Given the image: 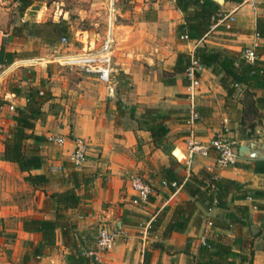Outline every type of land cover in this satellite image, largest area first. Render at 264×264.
Here are the masks:
<instances>
[{
    "label": "crops",
    "instance_id": "1",
    "mask_svg": "<svg viewBox=\"0 0 264 264\" xmlns=\"http://www.w3.org/2000/svg\"><path fill=\"white\" fill-rule=\"evenodd\" d=\"M241 3L242 0H227L221 10H232ZM122 6L119 10L121 18L113 29L115 45L112 46V54L115 56L114 69L129 75L128 90L122 89V83L117 78H113L112 84H107L96 73H88L83 79L60 75L52 70L56 66L52 67L51 64L57 63L53 58L24 66L18 73L22 80L16 89H20V92H16L15 87L0 85V102H3L0 105V264H44L45 261L46 264H67L66 256L71 252L72 245L64 241L61 229L57 231V246L45 247L42 260L37 262L38 256H34V250L42 241V233L26 231L23 221L26 218H55L57 204L50 195L73 184L66 179L59 181L49 170L51 167L55 172L56 167L63 166L52 164L59 157L72 164L70 154L75 137H84L89 142L83 170L90 180L82 182L77 188L80 204L68 210L76 224L73 239L78 246L88 249L92 244L90 235L104 226H117L126 232V236H121L111 251L102 253L90 264H143L147 249L153 252L151 264H162L160 259H163V264H188V253H198L194 245L196 242L193 240L191 243V239L198 237V242H201L204 224L212 232L234 235L231 229L206 224L207 203L198 204L184 233L174 232L167 238L157 234L149 239L138 234L142 229H139L135 218L151 216V221L166 206L193 199L185 191L184 183L192 173L204 168L242 185L241 191H233L230 202L244 203L250 207L248 226L244 228L250 242L249 247L244 248V253L250 257L253 249L254 263L264 264V159L240 156L236 166L219 169L217 152L211 149L209 156H198L190 170L185 161L178 160V156L182 158L187 153L189 127L186 118L190 100L186 72L175 73L174 67L180 53L189 54L196 47L194 41L177 39V26L184 22V13L175 0H123ZM263 12L261 6L257 7V11L247 4L240 6L234 29L221 27L212 30L200 45L207 43L211 47L225 49L238 58L244 44H264V39L256 33L257 19ZM17 68H12L9 73ZM200 77L197 103L201 119L196 126L199 139L210 142L226 121L234 129V134L240 137L238 125L241 118L232 121L228 107L231 98L227 97V91L220 82L221 76L211 68L204 67ZM166 79L174 81L166 82ZM30 85L50 90L54 96L44 105L47 113L45 118L36 121L35 133L44 136L46 141L53 131L69 137L62 146L50 142L60 147L58 158L43 149L42 143L45 141L40 143L44 165L41 169L33 170V173L50 176V183L45 187L33 186L25 180L27 173L21 171L18 163L3 159L5 140L16 124L14 115L17 108L27 106V87ZM256 93L261 96L264 90L258 89ZM52 104L57 106L55 112L50 111ZM245 106L244 100L238 101L236 108L240 116L244 115ZM130 108L135 109L134 116H131ZM147 108L158 109L160 114L167 117L169 131L162 147L154 144L147 128L139 126L137 119ZM257 119L250 114L243 125L247 129L249 121L250 126L254 127L258 125ZM256 167L261 170H256ZM63 170L68 172L66 168ZM134 173L141 174L152 185L153 194L149 201L135 202V192L130 184V175ZM170 175L178 176L181 181L178 187L164 183L170 179ZM240 192L247 193V198H237ZM223 210L214 206L211 216L221 214ZM202 211L205 212L203 220L197 218ZM217 219L220 220V216ZM153 242L163 244L167 249H150ZM26 255H29V259L24 263Z\"/></svg>",
    "mask_w": 264,
    "mask_h": 264
},
{
    "label": "trees",
    "instance_id": "2",
    "mask_svg": "<svg viewBox=\"0 0 264 264\" xmlns=\"http://www.w3.org/2000/svg\"><path fill=\"white\" fill-rule=\"evenodd\" d=\"M35 0H19V11L22 15ZM177 7L184 13V22L177 26L179 36L186 34L189 39L200 41L211 31L214 18L221 11V5L214 0H175ZM29 26L26 21L17 31H22ZM37 31H30V35L41 36L47 43L57 45L63 38L71 37L69 23L65 20L56 22L48 21L35 25ZM256 33L259 38L264 39V14L257 19ZM259 58L250 63L244 59H238L234 54L221 48L211 47L207 43L198 45L195 49V56L206 68L221 76L220 82L227 91V97L233 98L240 87L245 88L246 106L243 109L241 124H245L250 114L255 115L262 122L264 119V94L258 96L256 90H264V44L257 46ZM15 53L6 51L2 47L0 60L9 65L15 60ZM191 63L190 54L182 52L178 56L174 67L175 73L186 72ZM129 80V75L119 71L117 80L122 82ZM174 79H166V82H173ZM20 92V89H14ZM50 90H43L37 86L27 87L28 103L26 107L17 108L14 120L16 124L10 130L5 140L3 159L18 163L22 172H26L25 180L35 187H45L50 183V176L46 173H33V170L41 169L44 165V157L41 154L40 143L46 138L35 133L36 121L46 116L43 107L53 99ZM3 102H0L2 105ZM121 109V107H120ZM123 109V108H122ZM131 116H134L135 109H129ZM166 115L160 114L158 109L147 108L137 119L139 126L147 128L151 134L154 144L158 147L164 146L169 128L166 124ZM253 126V125H252ZM167 152H171L166 149ZM264 161V160H263ZM256 170H261L256 167ZM170 173V170H166ZM84 170L71 169L66 177L67 182L73 184L63 191L53 192L50 197L57 204L55 218L40 219L26 218L23 226L26 231L41 232L42 241L35 247L34 256L42 257L44 248L57 246V231L62 230L64 241L71 242V252L66 256L67 264H90L91 259L86 255L85 250L78 246L74 237L75 222L68 214V210L77 207L81 197L77 188L82 182H88L90 177ZM168 183L180 179L177 175H170ZM185 191L193 198L166 206L163 211L152 221L151 231H161L165 238L170 237L174 232L184 233L188 224L198 209V204L213 205L227 210V220L214 219V226L222 229H231L234 235H228L221 231H213L206 238V243L199 246L198 253L188 260V264H255L254 251L251 249L250 257L244 253V248L249 247V238L244 234V228L248 226L249 210L248 204H231L230 196L233 191H241L242 185L232 179L220 177L214 170L202 169L198 173H192L184 183ZM240 199L247 198V193L238 195ZM72 239L74 241H72ZM155 247H162L156 243ZM153 253L146 251L143 264H151ZM29 259L26 255L24 263Z\"/></svg>",
    "mask_w": 264,
    "mask_h": 264
},
{
    "label": "rangeland",
    "instance_id": "3",
    "mask_svg": "<svg viewBox=\"0 0 264 264\" xmlns=\"http://www.w3.org/2000/svg\"><path fill=\"white\" fill-rule=\"evenodd\" d=\"M112 0H35L34 3L26 9L24 15H22L19 11L20 2L19 0H0V30L6 34L3 36L2 43L3 47L6 51L14 52L16 57L15 61L21 59H29V58H43L44 62L47 59H54L56 55L62 53H77V52H90L99 50L103 47L107 41H110V28H111V11H112ZM123 0H114L113 5V29L115 24L118 22L120 17V9L123 7ZM224 4H221V8ZM257 6H261L264 8V0H258ZM257 11V10H256ZM264 13V12H263ZM65 20L69 23V27L71 29V37L67 39L69 42L66 44H62V42L57 45H51L47 43L41 36L30 35V31H37L36 24L45 23L48 21H62ZM26 21H29V26L25 27L22 31H17V27L22 26ZM235 26L232 27L234 29ZM111 49L112 46L115 45V35L112 32L111 38ZM178 41H182L179 33L177 32ZM62 41V40H61ZM94 44L93 49L90 50V45ZM244 44V49L246 46ZM112 62V71L113 78H117L119 71L114 69V61L115 56L113 55ZM242 52L239 54L238 59H241ZM36 62V63H37ZM53 63V62H52ZM54 67L52 70L54 72H59L60 75H67L70 78L74 79H83L86 78L89 72L85 70H71L67 67L59 66L57 63L51 64ZM25 65L18 66V68L13 72H8L4 78L0 79V85L6 86L7 88H18L20 81L22 80L21 74H18ZM58 66V67H57ZM7 68L6 66L3 68ZM12 71V70H10ZM113 83V82H112ZM122 83V89L128 90L130 88V80L125 79ZM246 98L245 89H239L237 91V95L230 99V103L228 104L229 112L232 117V121L236 119L240 120L242 116H240L237 112L238 101H242ZM246 100V99H245ZM57 110L56 104H52L50 106V111L55 112ZM47 113V112H46ZM238 130H240V137L242 138L245 135V125L239 123ZM234 130V129H233ZM57 132H51V134H55ZM239 137V136H238ZM239 137V138H240ZM49 141L42 143L44 145V150L53 153L58 156L61 154L60 147L56 144H50ZM53 165L62 164L64 168L67 169L68 172L64 170H60L59 168L55 170V172L50 167L49 172L54 175L56 179L59 181H63L66 179V174L73 168L72 164L68 163L63 158L59 157L55 161L52 162ZM85 167V166H84ZM164 209V208H163ZM160 211V213L163 211ZM159 213V214H160ZM202 214V216H200ZM205 212L202 211L199 213L197 218L203 220ZM220 216L221 221L227 220V211L223 210L221 214H216L215 216H211L213 220L217 219ZM150 217L145 218H135L138 221L139 229L144 230L145 225L149 222ZM207 227L204 224L203 233H206ZM98 233L91 234L90 239L92 240V244L89 246L93 247L95 241L97 240ZM212 233V231L210 232ZM138 234L144 235L143 232H138ZM157 234H161V231H151L149 239L151 236H155ZM199 239L198 237H194L191 239V243L195 240V248L199 250ZM156 243H150V249H154ZM193 245V244H191ZM87 248V247H86ZM163 250L167 249L166 246L162 247ZM150 251V250H146ZM47 253V252H46ZM153 253V252H152ZM195 256V253L189 252L188 258L190 259L192 256ZM145 256V255H144ZM40 258V257H39ZM36 257L37 262L42 260ZM192 259V258H191ZM163 264V259H160ZM96 261V260H94Z\"/></svg>",
    "mask_w": 264,
    "mask_h": 264
},
{
    "label": "built area",
    "instance_id": "4",
    "mask_svg": "<svg viewBox=\"0 0 264 264\" xmlns=\"http://www.w3.org/2000/svg\"><path fill=\"white\" fill-rule=\"evenodd\" d=\"M250 5L254 11L257 10L258 0H242V5ZM240 6L226 11L221 10L217 13L214 18V23L211 27L212 30L220 29L224 27L226 29H230L237 21V11ZM4 32L0 30V55L3 47L2 39L5 36ZM258 36V35H257ZM181 39L186 41H191L188 35L184 34L181 36ZM111 40L107 41L106 44L101 47L99 50L90 51V52H77V53H62L55 56L54 60L65 67L68 68H79L85 70L89 73H96L101 81L107 84H112L113 82V71H112V62H113V54L111 47ZM195 42L196 47L200 45L202 40ZM62 44H66L69 41L66 38L62 39ZM260 44L248 45L242 50V57L250 63L256 61L259 58L257 53V46ZM191 50L190 57L191 63L186 70V76L188 79V98L190 100V109L188 116L186 118V124L189 127V132L186 137V150L187 153L181 158L178 156V160L185 161L188 170L192 169L194 163L198 156H209L211 149H214L217 152V167L219 169H227L230 167H234L238 164L240 155L238 151L239 147V139L234 134L231 126L228 121L225 122L224 126L218 130L211 141L205 143L199 139L197 134L196 126L201 119V113L198 108L197 103V95L200 90L201 84V71L205 67L203 64L195 56V49ZM93 48H90L92 50ZM43 58H29V59H21L18 61H13L10 65L4 68L3 63L0 60V79L4 77L12 68L23 66V65H33L37 61H43ZM11 109L15 110L14 106H11ZM48 141L52 143H56L58 145H65L69 140V137L62 134H50L48 135ZM74 148L70 154V161L73 164L74 169L83 170L87 161L88 156V147L89 142L84 137H75L73 139ZM63 170V166L56 167L57 169ZM165 184L171 185L173 187H178L180 183L177 181H173L172 183H168L164 181ZM130 184L135 192V202L140 203L144 201H149L150 196L153 194V187L141 174L134 173L130 175ZM217 201H214L213 205H209L206 210V224L210 227L214 226L213 218L211 217V213L216 206ZM152 221H149L145 227L143 232V236L147 239L151 233ZM210 230H207L204 233L201 244L206 243V238L210 234ZM121 236H126V232L123 231L119 227H109L104 226L99 230L97 240L95 241L93 247L85 250L86 255L91 259L97 260L102 253L111 251L119 238Z\"/></svg>",
    "mask_w": 264,
    "mask_h": 264
},
{
    "label": "water",
    "instance_id": "5",
    "mask_svg": "<svg viewBox=\"0 0 264 264\" xmlns=\"http://www.w3.org/2000/svg\"><path fill=\"white\" fill-rule=\"evenodd\" d=\"M218 4H224L227 0H214ZM112 11H111V28H110V39L112 38L113 32V5L114 0H112ZM258 125L252 127L250 126V122H247L246 133L241 140L239 139V155L242 157H246L249 159H264V123L260 122L257 119ZM47 262L45 261L44 264Z\"/></svg>",
    "mask_w": 264,
    "mask_h": 264
}]
</instances>
